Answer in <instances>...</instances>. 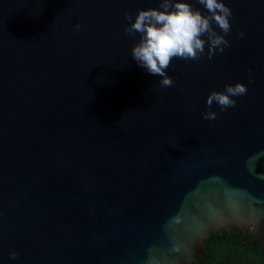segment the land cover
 Returning a JSON list of instances; mask_svg holds the SVG:
<instances>
[{
    "label": "water",
    "instance_id": "1",
    "mask_svg": "<svg viewBox=\"0 0 264 264\" xmlns=\"http://www.w3.org/2000/svg\"><path fill=\"white\" fill-rule=\"evenodd\" d=\"M223 2L230 46L161 88L124 33L160 0H0V264H199L235 230L264 253V0Z\"/></svg>",
    "mask_w": 264,
    "mask_h": 264
},
{
    "label": "clouds",
    "instance_id": "2",
    "mask_svg": "<svg viewBox=\"0 0 264 264\" xmlns=\"http://www.w3.org/2000/svg\"><path fill=\"white\" fill-rule=\"evenodd\" d=\"M197 3L206 9L208 15H203L188 2L160 0L159 9L162 10H138L134 22L131 14L125 16V35L134 37L140 34L139 42L131 49V57L149 74L161 77V88H170L174 84L166 72L174 58L185 61L200 60L207 44V57L211 60L216 52L223 53L230 46L225 37L231 31V9L223 0H197ZM213 24L223 35L214 29ZM79 27L76 25L77 29ZM240 36L243 37V33ZM246 93L247 87L241 83L225 85L223 91H212L206 99L203 118L215 120L217 113L212 110L214 103L219 106L220 111H225L236 106L233 97ZM9 258L17 259L18 253L10 251Z\"/></svg>",
    "mask_w": 264,
    "mask_h": 264
},
{
    "label": "trees",
    "instance_id": "3",
    "mask_svg": "<svg viewBox=\"0 0 264 264\" xmlns=\"http://www.w3.org/2000/svg\"><path fill=\"white\" fill-rule=\"evenodd\" d=\"M204 245L199 264H264V253L258 243L240 231L212 234Z\"/></svg>",
    "mask_w": 264,
    "mask_h": 264
},
{
    "label": "flooded vegetation",
    "instance_id": "4",
    "mask_svg": "<svg viewBox=\"0 0 264 264\" xmlns=\"http://www.w3.org/2000/svg\"><path fill=\"white\" fill-rule=\"evenodd\" d=\"M235 231H238V230H235ZM233 232V231H232ZM219 233H221V232H219Z\"/></svg>",
    "mask_w": 264,
    "mask_h": 264
}]
</instances>
